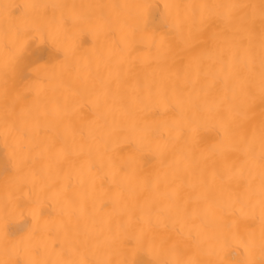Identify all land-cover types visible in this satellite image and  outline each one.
I'll use <instances>...</instances> for the list:
<instances>
[{
    "label": "snow or ice",
    "instance_id": "obj_1",
    "mask_svg": "<svg viewBox=\"0 0 264 264\" xmlns=\"http://www.w3.org/2000/svg\"><path fill=\"white\" fill-rule=\"evenodd\" d=\"M0 264H264V0L0 3Z\"/></svg>",
    "mask_w": 264,
    "mask_h": 264
},
{
    "label": "bare ground",
    "instance_id": "obj_2",
    "mask_svg": "<svg viewBox=\"0 0 264 264\" xmlns=\"http://www.w3.org/2000/svg\"><path fill=\"white\" fill-rule=\"evenodd\" d=\"M2 2L22 4L27 2V0H0V3Z\"/></svg>",
    "mask_w": 264,
    "mask_h": 264
}]
</instances>
